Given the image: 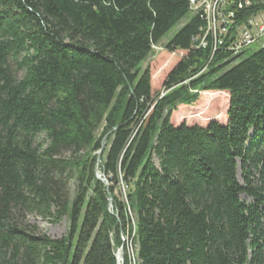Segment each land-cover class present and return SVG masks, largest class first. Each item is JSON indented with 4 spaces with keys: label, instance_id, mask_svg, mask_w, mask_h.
I'll list each match as a JSON object with an SVG mask.
<instances>
[{
    "label": "trees",
    "instance_id": "16d2710c",
    "mask_svg": "<svg viewBox=\"0 0 264 264\" xmlns=\"http://www.w3.org/2000/svg\"><path fill=\"white\" fill-rule=\"evenodd\" d=\"M233 2L222 45L203 9L169 40L187 55L154 96L142 65L191 0H0V264H264V46L230 50L264 0ZM201 92L227 125L175 127Z\"/></svg>",
    "mask_w": 264,
    "mask_h": 264
},
{
    "label": "rangeland",
    "instance_id": "374dc122",
    "mask_svg": "<svg viewBox=\"0 0 264 264\" xmlns=\"http://www.w3.org/2000/svg\"><path fill=\"white\" fill-rule=\"evenodd\" d=\"M196 2L192 6L194 9L189 18L182 21L176 28H174L168 36L161 42L160 45L153 47L152 54L143 63L142 67L144 69H149L151 72V83H152V94L155 96L157 94L164 95L163 85L164 82L171 73V71L181 62V60L187 55L186 52L177 51L175 53H170L165 49V45L169 42V40L183 27L187 21L194 16L195 12L203 9L206 12L205 15H208L211 26L209 29L219 28L220 24L227 22L232 23V15H233V0H195ZM220 19L219 23H216L214 20ZM252 25L251 26V23ZM249 24L253 29V33L260 29L259 24L264 23V13H260L253 19ZM238 29V28H237ZM242 29V27H241ZM229 33H225L222 30L219 31V37L228 35ZM238 36V31H237ZM262 43L252 46L245 54L239 59L236 63L240 62L242 59L249 58L252 56L260 47H262ZM229 102L230 96L226 92H201L199 93L198 100L192 105H180L173 112L171 117V122L175 127H180L182 125H186L188 127L199 126L202 128H207L209 124L212 122H218L221 125H227L228 122V111H229ZM43 136L41 137V139ZM105 144L103 143V149L96 154L98 165L96 166V177H100V179H105L103 175L100 173L99 166L102 162V158H104ZM100 158V161L98 160ZM97 177V179H98ZM99 180V179H98ZM106 180V179H105ZM238 180L243 185V171L241 167V163L238 162ZM100 181V180H99ZM104 183V182H102ZM107 188H109L108 184L104 183ZM122 192L124 196V200H126L127 195V187L123 184L117 189V193ZM241 199L245 202H252L250 198L243 195ZM112 200V198H110ZM109 200V201H110ZM112 205H109V210H111ZM111 212V211H110ZM26 223L30 226H34L37 229L39 234H45L52 239H59L63 236H66L69 231V221L64 218L57 224H51L48 221L39 218L35 215H28L26 217ZM120 249L117 250V254ZM116 254V257H117ZM130 254L133 256L132 249L130 248Z\"/></svg>",
    "mask_w": 264,
    "mask_h": 264
},
{
    "label": "built area",
    "instance_id": "2783aa9c",
    "mask_svg": "<svg viewBox=\"0 0 264 264\" xmlns=\"http://www.w3.org/2000/svg\"><path fill=\"white\" fill-rule=\"evenodd\" d=\"M193 5H194V3H193ZM206 16H207V26L210 27L211 26L210 19H209L208 15H206ZM214 21L216 23H219L220 19H217V20L215 19ZM251 21L252 20H250L249 23ZM224 23H227V22H224ZM224 23L220 24L219 28H217V27L214 28L213 27L212 29L208 30V27H207V32H206V35L212 34L214 36V39L217 40L216 42H218V44H220V45H222V41L216 35L219 33L220 30L225 32V30L222 29V26H223ZM250 24H251V26H253L252 22ZM249 25L245 26V27H242V29L238 30V36H236L237 38H236L234 44L232 45V47L230 48V50L235 55H238L241 52L245 51L246 49H248V48H250V47H252L254 45L260 44L262 42H263L262 46H264V23L259 24L260 29L258 31H256L255 34L252 31L253 29Z\"/></svg>",
    "mask_w": 264,
    "mask_h": 264
},
{
    "label": "water",
    "instance_id": "95a60500",
    "mask_svg": "<svg viewBox=\"0 0 264 264\" xmlns=\"http://www.w3.org/2000/svg\"><path fill=\"white\" fill-rule=\"evenodd\" d=\"M100 161V158L98 159ZM98 177V176H97ZM98 179L101 181V182H104L106 184H108L107 180L105 179H100V177H98ZM110 200V198H109ZM111 201V200H110ZM124 245L120 248L118 254H117V260H118V264H124Z\"/></svg>",
    "mask_w": 264,
    "mask_h": 264
},
{
    "label": "bare ground",
    "instance_id": "6f19581e",
    "mask_svg": "<svg viewBox=\"0 0 264 264\" xmlns=\"http://www.w3.org/2000/svg\"><path fill=\"white\" fill-rule=\"evenodd\" d=\"M193 3H195V0H191V3L190 4H192V6H193Z\"/></svg>",
    "mask_w": 264,
    "mask_h": 264
}]
</instances>
